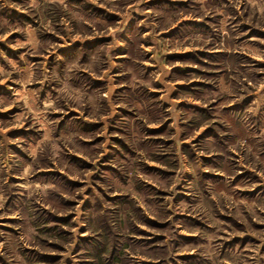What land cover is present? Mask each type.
<instances>
[{
    "label": "rangeland",
    "instance_id": "1",
    "mask_svg": "<svg viewBox=\"0 0 264 264\" xmlns=\"http://www.w3.org/2000/svg\"><path fill=\"white\" fill-rule=\"evenodd\" d=\"M0 264H264V0H0Z\"/></svg>",
    "mask_w": 264,
    "mask_h": 264
}]
</instances>
